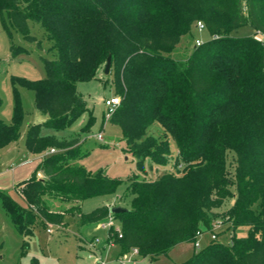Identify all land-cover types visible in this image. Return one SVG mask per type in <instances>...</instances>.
<instances>
[{
  "label": "trees",
  "instance_id": "trees-1",
  "mask_svg": "<svg viewBox=\"0 0 264 264\" xmlns=\"http://www.w3.org/2000/svg\"><path fill=\"white\" fill-rule=\"evenodd\" d=\"M0 17L10 38L17 32L43 50L31 28L38 24L46 49L55 53L45 59V79L21 81L46 117L29 127L26 147L37 155L56 152L16 185L26 206L0 191L22 235L30 236L35 226L63 225L65 213L50 204L58 199L77 205L74 217L81 225L118 220L122 238L112 228L107 242L119 244L122 255L137 249L155 262L181 244L195 243L201 227L211 230L220 220L232 230L231 243L213 238L178 264H264V43L258 38L264 35V0H0ZM197 22L210 39L187 58H174ZM244 26L256 35L231 36ZM28 52L12 42L13 57ZM109 57L115 96L122 99L110 122L120 127L125 150L137 157L145 177L174 170L155 180L93 174L76 163L88 155L80 138L43 132L70 128L86 113L80 132L92 131L96 117L78 84L98 79ZM23 117L17 102L12 123L0 118V149L19 140ZM156 122L164 130L161 137L147 133ZM123 184L127 190L117 206L125 211L111 213L107 205L80 210L79 203L114 195ZM239 226L249 233L239 236Z\"/></svg>",
  "mask_w": 264,
  "mask_h": 264
},
{
  "label": "rangeland",
  "instance_id": "rangeland-1",
  "mask_svg": "<svg viewBox=\"0 0 264 264\" xmlns=\"http://www.w3.org/2000/svg\"><path fill=\"white\" fill-rule=\"evenodd\" d=\"M32 32L44 43V49L40 50L36 44L27 43L23 37L13 32L12 36L4 30L0 17V118L6 124L12 123L15 107L19 102L24 112L21 124V135L17 142L0 149V191L9 194L20 205L26 206L16 185L28 180L34 170L39 166L42 155L33 154L26 147V133L31 125L46 120L35 106V94L22 84V79L36 81L47 77L45 59L55 58V53L49 52L47 42L43 40V30L38 24L31 25ZM256 35L255 30L250 26H244L234 31L231 36L242 38ZM210 39L207 29L200 30L196 25L190 34L183 36L180 44L173 52L176 59L187 58L196 46V41L202 43ZM23 46L29 50L13 57L11 44ZM98 79L81 82L78 84V92L85 99L88 108L93 110L96 117V124L89 133H81L88 120V113L84 114L72 127L62 131L43 129L44 133L54 134L60 139L80 138L83 152L87 156L76 162L82 165L93 174L102 173L104 176L114 179L127 180L134 174H139V180L157 179L166 171L173 169H160L156 172H149L148 175L140 172L137 167V157L127 152L125 139L120 127L110 122L107 117L105 99L115 96L114 73L105 74L101 70L97 75ZM18 99V100H17ZM102 132L103 141H99L97 134ZM155 137L163 136L164 130L156 122L147 131ZM171 150L177 152V146L169 137ZM125 150V151H124ZM27 158L32 164L19 166ZM234 156H229L230 171L234 170ZM147 168L149 162L146 163ZM40 178H43L41 174ZM127 185L123 184L116 194L105 197H96L79 203L80 210L90 213L94 209L107 205L117 206L119 198L125 195ZM131 199L127 197V202ZM51 209L65 213L63 225H48L47 227L35 226L30 236L22 235L11 216L6 212L0 200V264H99V260L105 264H178L187 261L195 252L208 247L213 236L223 244L231 243L232 230L227 223L217 220L211 230L201 227V233L197 236L195 243H190L191 252L181 250L171 251L159 260L151 262L148 258L135 255L133 251L122 255L119 244L108 245L110 229L103 227L109 220L97 224L81 225L75 219L77 205L62 203L58 199L50 202ZM232 204L229 203L224 209ZM116 227H120L118 220H114ZM52 232L49 233L47 230ZM250 228L239 226L236 233L239 236H246ZM186 244V243H185ZM108 245L107 248L105 246ZM184 252V254H183ZM135 259V260H134ZM134 261V262H133Z\"/></svg>",
  "mask_w": 264,
  "mask_h": 264
},
{
  "label": "built area",
  "instance_id": "built-area-1",
  "mask_svg": "<svg viewBox=\"0 0 264 264\" xmlns=\"http://www.w3.org/2000/svg\"><path fill=\"white\" fill-rule=\"evenodd\" d=\"M196 27L199 28L200 30H205V25L202 22H197L196 23ZM258 38L264 43V35L263 34H258ZM202 42L201 41H196V46H201ZM122 102V99L120 96H113L111 98H107L105 99L104 103H105V107L107 109V117L110 118L112 116V114L120 107ZM97 139L99 141H103V135L102 132H100L99 134L96 135ZM56 150L52 149L49 152H46L44 154H42V158L43 159L45 156L49 155V154H53L55 153ZM41 176V174H39V177ZM114 219H109V222L107 224H104L103 227L105 228H109V229H114L116 233H118L119 238H122V233H121V227H116L114 224ZM49 233H51L52 231L50 229L47 230ZM214 239H216V236H213ZM134 252L135 255H139V252L137 249L132 250ZM99 264H105L103 261L99 260Z\"/></svg>",
  "mask_w": 264,
  "mask_h": 264
},
{
  "label": "water",
  "instance_id": "water-1",
  "mask_svg": "<svg viewBox=\"0 0 264 264\" xmlns=\"http://www.w3.org/2000/svg\"><path fill=\"white\" fill-rule=\"evenodd\" d=\"M111 65H112V60H111V57H109L107 59V63H106V67H105V74L108 75L110 73V69H111ZM125 211L124 208H122L121 206H113L110 208V212L111 213H121Z\"/></svg>",
  "mask_w": 264,
  "mask_h": 264
},
{
  "label": "crops",
  "instance_id": "crops-1",
  "mask_svg": "<svg viewBox=\"0 0 264 264\" xmlns=\"http://www.w3.org/2000/svg\"><path fill=\"white\" fill-rule=\"evenodd\" d=\"M27 163H30V164H32V161H28L27 160V158L25 159V161L24 162H21L20 164H19V166H25V165H27ZM108 247V245H106L105 246V248H107ZM180 247H184V248H182L181 250H183V251H187L188 253H190L192 250H191V246H190V243H184V244H181V245H179V246H177L173 251H177L178 249H180ZM183 254H184V252H183ZM160 259V257L157 259V260H159ZM135 260V259H134ZM134 262V261H133Z\"/></svg>",
  "mask_w": 264,
  "mask_h": 264
}]
</instances>
